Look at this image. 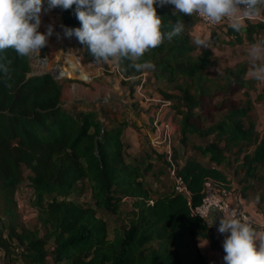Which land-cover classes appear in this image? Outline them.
I'll return each instance as SVG.
<instances>
[{
	"label": "trees",
	"instance_id": "1",
	"mask_svg": "<svg viewBox=\"0 0 264 264\" xmlns=\"http://www.w3.org/2000/svg\"><path fill=\"white\" fill-rule=\"evenodd\" d=\"M44 3L48 8V0ZM173 9V5H157L162 32L169 31L178 18L185 30L145 54L143 59L151 60L154 70L136 72L127 59L117 60V66L125 78H140L137 86L150 80L169 85L173 91L163 95L180 116L182 142L190 134L213 136L208 143L195 146L209 163L188 157L177 169L190 197L174 189L153 197L143 181L152 163L127 160L122 123L105 124L92 106L64 107L62 85L51 72L32 74L30 57H20L12 49L0 52V62L12 61L11 79L0 78V251L6 254L4 264H215L203 253L199 240L208 239L211 248L219 249L218 238L209 220L193 215L191 206L201 202L207 178L227 183L219 167L229 162L227 153L233 149L242 156L237 161L242 180H262L264 135H259L250 119L252 100L231 96L250 82L246 66L226 67L221 76H211L208 70L216 62L213 51L194 53L192 17L172 15ZM54 10L65 28L81 26L75 6ZM261 29L264 22L245 20L241 32L227 27L225 33L231 38L225 42L238 43L243 36L253 41ZM82 46V57L95 60ZM217 98L226 111L206 126L205 110L215 106ZM152 149L168 166L165 153ZM173 156L176 159L174 150ZM23 181L33 191L30 204L37 209L38 228H26L17 219L15 191ZM84 183L93 206L71 198ZM125 197L134 198L132 216L109 237L98 210L117 213Z\"/></svg>",
	"mask_w": 264,
	"mask_h": 264
},
{
	"label": "rangeland",
	"instance_id": "2",
	"mask_svg": "<svg viewBox=\"0 0 264 264\" xmlns=\"http://www.w3.org/2000/svg\"><path fill=\"white\" fill-rule=\"evenodd\" d=\"M41 12V26L39 31L46 33L50 25L54 26V33L48 38L47 46L42 48L39 53L33 54L31 58L32 74L51 72L62 85V105L66 108L87 109L92 106L105 124L122 123L123 140L127 150V160L133 161L144 159L145 164L152 163L150 169L144 173L143 181L153 197L165 195L173 192V180L168 173V167L164 159H157L150 145V139L154 136L153 122L156 117L160 121L171 123L172 131L176 134L174 139V151L177 163L181 164L188 157H193L202 163H209L208 157L203 156L196 145H204L212 139V135L201 137L197 134H190L185 142L181 141L180 116L171 106L163 105L165 97L164 91H173L166 82L150 80L144 85L137 86L140 78H125L117 66V60L109 62H97L96 60L85 59L82 57V44L75 38L63 36L64 26L62 25L61 15L54 9L48 11L43 5ZM191 27L192 43L196 35L202 38L207 37L210 41V48H199L194 43V53L210 49L213 51L216 62L209 68L211 76H221L226 67H234L238 64L245 65L248 71L249 61L246 54L247 47L256 40L264 39V29L257 31L253 41H249L245 36L241 42L226 43L225 40L231 38L223 29L211 28L199 21L197 17H192ZM248 21L264 22V12L261 16ZM45 25H48L46 27ZM212 33L216 34L212 36ZM63 37V38H58ZM245 35V34H244ZM65 57H77L81 60L89 79H83L73 74L60 76L58 70L65 66ZM246 71V73H247ZM246 77V74H245ZM248 79V78H247ZM145 82V81H144ZM245 89L248 94H245ZM234 98L249 97L252 100L253 108L250 111V119L254 122L256 130L260 136L264 135V83L250 79L246 88L235 89L232 91ZM221 98L213 100L215 106L206 108L203 124L210 125L220 120L226 109L219 104ZM212 103V104H213ZM160 110L157 112V108ZM234 151V149H233ZM228 152L230 158L228 163L220 165V168L227 176H232L238 189L242 193L249 191L253 186L262 197L261 203L264 208V168L260 173L262 180L251 179L248 182L242 180L243 171L237 161L242 159L241 155ZM27 170L25 175H27ZM82 190L72 199L93 206L91 192L87 183L82 185ZM17 214L18 221L26 228H38L40 224L37 219V209L30 204L33 196L31 188L26 187L23 181L16 188ZM234 202L238 201L233 199ZM134 198L125 197L121 203L119 212L111 213L105 210H98V216L102 218L107 226L109 237L113 236L116 228L123 227L129 221L133 212ZM238 203L242 204L238 201ZM243 205V204H242ZM219 233V232H218ZM228 234L219 233L222 248L213 249L210 247L208 239L201 238L199 246L203 253L215 264H225L223 257V241ZM52 246V241L47 245ZM7 260L6 254L0 251V264ZM50 260V258H49ZM51 261V260H50ZM22 264V263H21ZM52 264V263H50Z\"/></svg>",
	"mask_w": 264,
	"mask_h": 264
},
{
	"label": "clouds",
	"instance_id": "3",
	"mask_svg": "<svg viewBox=\"0 0 264 264\" xmlns=\"http://www.w3.org/2000/svg\"><path fill=\"white\" fill-rule=\"evenodd\" d=\"M44 0H0V52L12 49L20 57H30L47 46L54 33L50 25L46 33L39 31ZM157 5H173L172 15L199 17L211 24L225 20L234 32H241L245 20L264 12V0H48V11L75 6L81 26L64 28L63 36L75 37L86 45L97 62L130 61L136 72L154 70L151 60L143 59L165 39L173 40L185 30L182 19L162 32L163 18ZM58 38H63L59 37ZM199 48H210L207 37L194 36ZM246 54L249 61L246 78L264 83V39L251 43ZM12 61L0 62V78L11 79ZM259 196H257V200ZM217 219H214L213 226ZM218 232L228 234L223 241L225 264H264V231H257L247 216L236 210L219 217Z\"/></svg>",
	"mask_w": 264,
	"mask_h": 264
},
{
	"label": "built area",
	"instance_id": "4",
	"mask_svg": "<svg viewBox=\"0 0 264 264\" xmlns=\"http://www.w3.org/2000/svg\"><path fill=\"white\" fill-rule=\"evenodd\" d=\"M197 18L201 23L214 29L227 30V27H229L226 20L220 24H211L202 18ZM163 101L165 102L163 105L170 106L171 102L169 100L165 99ZM159 110L160 107L157 108V112ZM153 126L154 136L150 139V145L158 151L165 153L168 161V172L174 183V191L184 193L190 197L191 192L188 189L184 178L177 173V169L181 164L177 163V160L173 156V143L176 134L172 131L171 123L168 121H160V119L156 117ZM202 194L201 202L197 205L191 206V212L193 215L209 219L213 210H217L222 214L236 210L238 214L242 213L244 216H247L257 231H264V223L258 224L257 220L249 213L245 206L242 205V202V204L238 203L239 200L234 202V197L227 183L209 177L204 181Z\"/></svg>",
	"mask_w": 264,
	"mask_h": 264
},
{
	"label": "crops",
	"instance_id": "5",
	"mask_svg": "<svg viewBox=\"0 0 264 264\" xmlns=\"http://www.w3.org/2000/svg\"><path fill=\"white\" fill-rule=\"evenodd\" d=\"M224 174L226 176L225 180L227 182L229 189L231 190L233 197L243 203V205L249 211V213L257 220L258 224H263L264 208H263V204L261 203L262 200L261 194L257 190H255L254 189L255 187L253 188V186L250 187L249 191H247L246 193L245 192L242 193L237 188L238 185L235 183L234 178L232 176H227L225 172ZM257 196H259L258 200H257ZM221 215H223L221 212L217 210H213L208 219L210 224H212L214 219H217L216 223L212 226V229L218 238L220 246H221V239L219 238L218 227H219V217ZM220 248H222V246Z\"/></svg>",
	"mask_w": 264,
	"mask_h": 264
},
{
	"label": "bare ground",
	"instance_id": "6",
	"mask_svg": "<svg viewBox=\"0 0 264 264\" xmlns=\"http://www.w3.org/2000/svg\"><path fill=\"white\" fill-rule=\"evenodd\" d=\"M48 27V25H45ZM64 61H65V66L60 68L58 70V74L60 76H66V74H73L75 76H78L83 79H89L85 69L83 68L82 62L79 58L77 57H65L63 56Z\"/></svg>",
	"mask_w": 264,
	"mask_h": 264
},
{
	"label": "water",
	"instance_id": "7",
	"mask_svg": "<svg viewBox=\"0 0 264 264\" xmlns=\"http://www.w3.org/2000/svg\"><path fill=\"white\" fill-rule=\"evenodd\" d=\"M43 73H45V72H43ZM39 74H41V73H39Z\"/></svg>",
	"mask_w": 264,
	"mask_h": 264
}]
</instances>
